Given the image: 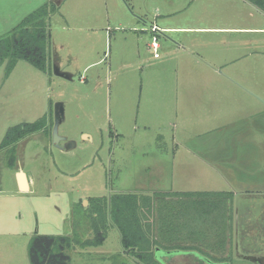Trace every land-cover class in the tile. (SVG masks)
Here are the masks:
<instances>
[{
    "label": "rangeland",
    "instance_id": "374dc122",
    "mask_svg": "<svg viewBox=\"0 0 264 264\" xmlns=\"http://www.w3.org/2000/svg\"><path fill=\"white\" fill-rule=\"evenodd\" d=\"M58 1L48 19V72L19 61L4 80L0 67V141L8 128L46 119L45 132L16 144L12 168L9 153H0V264H30L35 236L75 232L92 239L83 213L90 198L167 191L172 173L159 150L198 145L191 141L196 122L219 117L217 109H224L223 118L245 113L250 101L241 94L225 107H210L211 94H186L178 86L243 81L250 87L253 75L264 80V12L251 0ZM55 66L72 80L55 76ZM56 103L63 107L58 135L75 143L70 151L61 149L64 142L52 144ZM248 106L255 108L254 101ZM255 145L253 164L262 170L264 141ZM18 169L29 182L25 193L18 190ZM195 187L202 182L181 189ZM106 229L101 246H72L71 264H138L121 251L109 220Z\"/></svg>",
    "mask_w": 264,
    "mask_h": 264
},
{
    "label": "crops",
    "instance_id": "0c3cea01",
    "mask_svg": "<svg viewBox=\"0 0 264 264\" xmlns=\"http://www.w3.org/2000/svg\"><path fill=\"white\" fill-rule=\"evenodd\" d=\"M51 1L53 4L60 2ZM46 2L50 1L0 0V37ZM12 71L7 77L3 71L4 80L12 76ZM206 73L221 77L215 71ZM251 78L250 87L240 80L241 83L234 86L192 87V81H188L185 86L177 87L186 94L190 91L211 94L210 107L214 104L216 108L225 107L241 94L250 97V101L247 100L244 107L245 113L240 109L223 118L220 115H224V109H217L219 117L196 122L198 136L191 141L200 142L198 145L190 147L187 144L188 150L183 151L178 146L170 151L159 150V154H165L169 159L167 167L171 169L172 185L165 184L167 191L137 195L172 194L156 200V219L171 222L173 244L185 249L162 257L163 264H196V259L212 257L231 258L229 264H258L248 258L264 257V178L259 176L264 175V169L253 164V145L264 141V80L256 75ZM201 99L208 101L205 95ZM253 101L255 108L248 106ZM241 147L244 148L242 154L239 153ZM2 151L8 153L0 147V153ZM196 180L202 182L203 187L181 189ZM214 181L217 185L212 183ZM208 183L213 186L206 187ZM27 184L29 189L28 181Z\"/></svg>",
    "mask_w": 264,
    "mask_h": 264
},
{
    "label": "trees",
    "instance_id": "16d2710c",
    "mask_svg": "<svg viewBox=\"0 0 264 264\" xmlns=\"http://www.w3.org/2000/svg\"><path fill=\"white\" fill-rule=\"evenodd\" d=\"M251 3L264 12V0H251ZM55 10L53 4L49 7L43 5L0 37V66L4 65V77L11 73L19 61H25L41 72H48L47 48L50 41L48 18ZM45 126L46 119L42 117L34 122L18 124L6 131L0 147L9 153L8 166L15 162L16 144L34 133L45 132ZM169 196L172 194H155L148 197L134 193H118L107 199L90 198L89 205L83 209V213L94 233L93 238L81 240L75 232L72 237L35 236L28 248L29 263L71 264L67 251L74 245L81 248L101 246L106 238L109 220L120 234L123 254L133 258L138 264H163L162 257L172 256L176 251L185 249L173 244L170 235L171 222L156 219V200ZM194 249L200 251L198 248ZM203 259L210 264L213 262L229 264L231 260L213 257Z\"/></svg>",
    "mask_w": 264,
    "mask_h": 264
},
{
    "label": "water",
    "instance_id": "95a60500",
    "mask_svg": "<svg viewBox=\"0 0 264 264\" xmlns=\"http://www.w3.org/2000/svg\"><path fill=\"white\" fill-rule=\"evenodd\" d=\"M53 74L65 80H72L73 78V76L70 73L62 72L56 66L53 68ZM62 118H63L62 104L56 103L53 107V127L51 131L52 144H54L56 147H60L59 143L64 142L61 149L65 151H70L74 148L75 143L72 141H66L64 138L58 135V127L62 121ZM16 180H17V184H18V188L20 192L25 193L29 190L26 176L21 169H18L16 173ZM248 259L253 262H257L258 264H264V257L263 258L249 257Z\"/></svg>",
    "mask_w": 264,
    "mask_h": 264
},
{
    "label": "built area",
    "instance_id": "2783aa9c",
    "mask_svg": "<svg viewBox=\"0 0 264 264\" xmlns=\"http://www.w3.org/2000/svg\"><path fill=\"white\" fill-rule=\"evenodd\" d=\"M151 47H152L153 49L156 48V43H155V41H153V42L151 43Z\"/></svg>",
    "mask_w": 264,
    "mask_h": 264
}]
</instances>
